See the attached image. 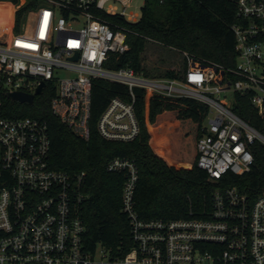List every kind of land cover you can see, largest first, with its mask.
<instances>
[{
    "label": "built area",
    "instance_id": "obj_1",
    "mask_svg": "<svg viewBox=\"0 0 264 264\" xmlns=\"http://www.w3.org/2000/svg\"><path fill=\"white\" fill-rule=\"evenodd\" d=\"M132 2L0 0L13 6L8 36L0 40V264H264V194L252 199L234 186L217 188L203 217L143 220L134 209L137 169L122 158L104 170L123 176L120 211L131 244L121 252L88 248L80 217L85 174L50 169L45 122L4 116L6 93L33 94L40 83L43 91L50 84L52 114L87 140L92 82L103 80L125 86L129 100L110 99L96 132L105 141L128 143L139 134L134 89L191 99L207 111L195 145L197 167L214 182L247 173L251 146L264 149V0H235L233 67L188 58L180 79L106 67L128 50L124 25L112 19L136 22L140 11ZM22 7L26 15L15 28ZM235 95L247 97L259 128L233 113Z\"/></svg>",
    "mask_w": 264,
    "mask_h": 264
},
{
    "label": "trees",
    "instance_id": "obj_2",
    "mask_svg": "<svg viewBox=\"0 0 264 264\" xmlns=\"http://www.w3.org/2000/svg\"><path fill=\"white\" fill-rule=\"evenodd\" d=\"M26 11L22 7L15 12V28ZM235 11V0H144L136 22L112 19L124 25L128 50L117 58L111 57L106 67H129L144 76L159 77L149 75L142 67L141 54L148 43L183 57L178 71H166L161 78H182L188 58L233 67L235 41L231 26L238 22ZM133 92L139 134L128 143L105 141L96 132V121L110 99L129 100L125 86L93 80L87 140L76 137L52 114L50 101L54 91L50 84L30 104L2 96L4 116L45 122L50 169L85 174L82 190L86 199L80 217L88 248L100 244L121 252L131 244L127 222L120 211L123 176L104 170L106 163L114 158L128 159L137 169L134 209L143 220L203 217L217 188L234 186L252 199L264 194V149L260 144L251 146L254 162L247 173L228 174L211 181L196 164L195 145L202 134L205 106L191 99L156 97L140 89ZM232 111L259 128L246 96L235 95Z\"/></svg>",
    "mask_w": 264,
    "mask_h": 264
},
{
    "label": "rangeland",
    "instance_id": "obj_3",
    "mask_svg": "<svg viewBox=\"0 0 264 264\" xmlns=\"http://www.w3.org/2000/svg\"><path fill=\"white\" fill-rule=\"evenodd\" d=\"M144 0H133L132 9L139 14ZM13 6L6 3H0V40H4L9 33L13 21L11 11ZM26 15V12L23 16ZM183 57L172 50L164 49L157 44L148 43L144 52L141 54V63L145 71L152 76L161 78L166 71H178L182 66ZM63 75V74H62ZM207 123V118L202 124Z\"/></svg>",
    "mask_w": 264,
    "mask_h": 264
},
{
    "label": "water",
    "instance_id": "obj_4",
    "mask_svg": "<svg viewBox=\"0 0 264 264\" xmlns=\"http://www.w3.org/2000/svg\"><path fill=\"white\" fill-rule=\"evenodd\" d=\"M44 83H40L33 94H26L23 92H10L6 93L5 96L10 101H16L18 103H32L34 96L40 95L43 92Z\"/></svg>",
    "mask_w": 264,
    "mask_h": 264
}]
</instances>
